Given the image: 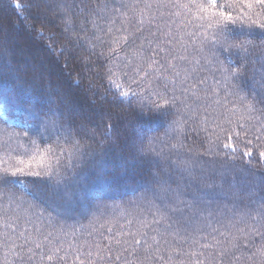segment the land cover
<instances>
[{
	"label": "snow or ice",
	"instance_id": "6c2138e0",
	"mask_svg": "<svg viewBox=\"0 0 264 264\" xmlns=\"http://www.w3.org/2000/svg\"><path fill=\"white\" fill-rule=\"evenodd\" d=\"M83 4L84 0H74L72 7L60 5L65 10L61 17L65 31L73 34L66 39L75 38L77 46L84 40L93 51L98 46L93 40L109 44L105 78L121 102L135 104L147 119L176 116L172 124L180 131L189 121L199 125V130L206 133L205 155L251 163L255 150L264 160V109H257L243 95L239 98L242 106L229 99L236 94L232 88L242 66L230 59H218L220 51L244 60L252 55L255 46L241 37L245 29L264 32V0H135L120 5L96 0L90 9ZM14 7L22 10L19 3ZM74 17H83L80 23L85 35L76 32ZM117 17L121 27L116 32L122 34L113 36ZM133 19L134 31H129ZM98 20H104L107 27H101ZM86 24L91 25V37L86 35ZM145 25L147 35L137 36L145 32ZM37 31L43 38V30ZM137 40L140 43L132 50L135 61L127 54L120 55V51L127 52L122 45L136 44ZM111 61L116 62L115 67ZM205 66H211L208 70L219 73L220 79L213 75L209 84L208 77L197 75ZM0 102V186L17 184L9 179L14 177H47L59 183L62 161L71 163L81 157L86 143L71 131V125L65 128L56 119V111L44 113L46 119L40 120L45 132L52 130L55 137L41 134L38 140L33 137V129L14 115L17 111L30 115L34 109H24L16 97H0ZM225 124L230 127L225 128ZM111 130L109 123L105 135ZM178 147L185 145L169 146L161 139L157 148L156 138H149L146 145L142 142L140 151L164 158L166 148L171 151ZM25 194L31 195L27 191ZM169 195L174 197L170 210L153 205L151 218L142 216L135 230L130 227L132 220L118 229L111 225L103 240L91 243L78 240L74 233L68 240L61 235L53 238L51 231L40 239L38 227L31 235H25L28 229L17 234L11 218L0 220V227L10 229L0 233V264H37V256L39 264H264V207L234 209L233 215L209 220L199 228L191 224L180 227L172 213L177 210L176 204L185 201L179 192ZM260 203L264 205V200ZM21 239L23 242L18 243Z\"/></svg>",
	"mask_w": 264,
	"mask_h": 264
},
{
	"label": "trees",
	"instance_id": "16d2710c",
	"mask_svg": "<svg viewBox=\"0 0 264 264\" xmlns=\"http://www.w3.org/2000/svg\"><path fill=\"white\" fill-rule=\"evenodd\" d=\"M73 2L0 0V97L19 98L24 109H34L30 115L22 111L14 113L33 129L34 138L39 140L41 134L55 137L52 130L45 132L40 120L46 119L44 113L56 111V119L65 128L71 125V131L88 146L78 159L71 163L62 161L64 167L59 183L47 177L9 178L18 183L0 186V220L11 218L9 222L17 234L28 229L25 235H31L38 227L40 239L51 231L53 238L61 235L68 240L74 233L78 240L91 243L103 240L111 225L118 229L120 224L127 226L128 220H132L130 227L135 230L142 216L151 218L153 205H164L170 210L174 197L169 193L179 192L185 201L176 204L177 210L172 213L180 227L191 224L199 228L209 220L233 215L234 209L264 207L260 203L264 200V160L258 152L254 150L251 163L239 158L232 161L205 155L206 133L199 130V125L189 121L180 131L172 124L176 116L147 119L141 116L135 104L121 102L105 78L109 44L93 40L92 43L98 45L93 51L84 40L77 46L75 38L66 39L73 34L65 31L66 24L61 19L65 10L60 5L72 7ZM95 2L84 0L82 6L90 9ZM107 2L120 5L135 0ZM16 3L22 10L14 7ZM82 19L74 17L73 27L78 34L85 35L81 32ZM97 22L107 27L104 20ZM134 24L133 19L129 31H134ZM85 27L89 29L86 35L93 36L91 25ZM119 27L117 17L112 25L113 36L122 34L116 32ZM147 27L145 25L143 34L136 35H147ZM40 29L43 38L38 35ZM244 33L241 39H249L255 46L252 55L244 60L220 51L218 59H230L242 66L236 86L232 88L236 94L229 99L242 106L239 98L243 95L257 109H264V60L261 59L264 32L245 29ZM139 43L137 40L136 44L122 45L127 52L120 51V55L127 54L135 61L132 50ZM61 49L63 54H60ZM101 51H104L103 56ZM115 63L111 61V66L115 67ZM210 67L205 66L197 75L208 77V83L212 84L213 75L216 79L220 76L208 70ZM2 114L3 103L0 102ZM109 123L112 130L105 135ZM168 137L172 139L169 141ZM149 138H156L157 148L161 139L169 146L174 143L185 147L171 151L166 148L164 158L142 154L141 144L146 145ZM26 191L31 195H26ZM4 231L10 229L0 227V233ZM36 259L39 264V256Z\"/></svg>",
	"mask_w": 264,
	"mask_h": 264
}]
</instances>
